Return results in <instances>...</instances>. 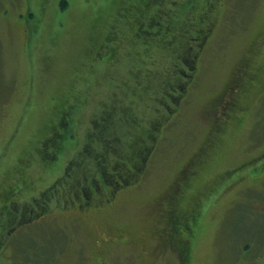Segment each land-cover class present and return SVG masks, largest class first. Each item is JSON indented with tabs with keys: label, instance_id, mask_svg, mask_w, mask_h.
Segmentation results:
<instances>
[{
	"label": "rangeland",
	"instance_id": "1",
	"mask_svg": "<svg viewBox=\"0 0 264 264\" xmlns=\"http://www.w3.org/2000/svg\"><path fill=\"white\" fill-rule=\"evenodd\" d=\"M220 1L0 0V264H178L162 236L167 193L250 61L219 146L187 180L177 209L206 205L185 264H264V0ZM156 11L173 15L152 46L144 32ZM208 18L215 33L192 62ZM193 65L192 93L151 143L164 101L177 105L168 92ZM132 105L150 118V136L107 151L98 144L105 123ZM130 150L143 170L122 169L118 157ZM80 154L94 168L115 161L120 173L97 181L93 202L78 210L79 192L63 175ZM251 157L240 182L220 177Z\"/></svg>",
	"mask_w": 264,
	"mask_h": 264
},
{
	"label": "flooded vegetation",
	"instance_id": "2",
	"mask_svg": "<svg viewBox=\"0 0 264 264\" xmlns=\"http://www.w3.org/2000/svg\"><path fill=\"white\" fill-rule=\"evenodd\" d=\"M218 3L220 4V6H222L224 4L221 3L220 0H218ZM216 5H217V1H216ZM161 8V7H160ZM160 8L157 9V11H160ZM219 8V7H218ZM139 11H141V9H139ZM154 15H158L156 18H154L151 22H149L148 24H151L152 28H148L145 32H144V38L145 34H154L152 42L149 44H152V46H155V41H157L158 38H161L165 35H167L169 32L168 30L170 29V23L169 20L171 19L173 13L168 11L166 13V11L164 13H160L157 12ZM166 15H168V19H167V23H164L163 25H161V21L160 18L165 17ZM139 16V15H138ZM155 25H157L155 27ZM207 25H209L208 28V33L206 35H202L198 38L197 43L199 44L200 41V48H199V52H197L193 59L192 62H194L195 59H198L201 52L203 51L204 48L203 45L206 43L207 39L209 38V34L210 33H215V23L214 21L210 20V18H208V23ZM207 27H204V30H206ZM148 39V38H146ZM201 39V40H200ZM202 48V49H201ZM253 64L252 62H247V64H240L238 67V76H236V78L233 80V83L231 85V88L229 90V93L232 94L231 96H228L226 93V100H223L222 104H220V107L216 113H215V123L213 125V127L210 129L209 134L206 137V140L204 141V143L200 146V148H198L197 151H195L193 153V155L189 158L188 162L184 165V167L182 168V171L180 173V175L176 178V180L174 181V184L171 186L170 192L167 193L166 196V207L163 208V210L161 211L164 215V218L167 222V227L165 232H162V236L164 239V243L175 252V257L177 258V263L178 264H185L186 260L188 259L189 256V251H188V244H189V236L192 235V233L194 232V226L197 220L200 219L203 209L205 208L206 205L203 206L202 210L197 207V205H192L190 208H188L186 211H184L183 213H181L178 209H177V200L180 198V196L182 195L183 191L186 189V182L187 180L192 177L195 176V169L196 167H201L203 164L207 163L210 159V155L211 153L216 150V148L219 146V142H218V137L222 132L223 129V125L225 124V121L229 118H231V114L234 113V111L236 110L237 104L238 102H236L238 100V95L241 91V86L243 84V80L246 79L249 76V73L251 72V68H252ZM194 67V65H193ZM194 70H192L193 72L195 71V67L193 68ZM190 72L189 79H187L185 81V83H182V85L177 88V86L174 83V91L179 92L178 94V99L177 102L179 105H183V101H185V96L187 95V91H188V84L190 82H192V80H194L195 78V72ZM188 100V99H187ZM181 103V104H180ZM151 153V151L148 153V155ZM148 157V156H147ZM207 157V160H205V158ZM202 158V160L200 161V159ZM212 158V157H211ZM148 159L146 158V161ZM252 160V159H251ZM248 162V161H247ZM248 164H245V162L241 165L238 166V169L235 170H230L231 168H227V170H223L222 174L220 175L223 176V179L228 180L229 184H236L237 181L240 182L241 178L245 177V176H240V174L248 167ZM233 168V167H232ZM243 169L241 173H236L239 169ZM220 173V172H219ZM225 173L226 176L224 175ZM226 177V178H225ZM221 179V178H220ZM222 180V179H221ZM91 189H86L84 192L83 197H81V201L82 204L76 205V208L78 210L81 209H88V207L91 205V203L93 202V194L98 193L100 186L98 184H95L94 186H90ZM88 188V186H87ZM210 192H215L217 191V189L210 187V189H208ZM205 193H207V191H205ZM78 196V194H76ZM116 196V195H115ZM80 197V195H79ZM109 202H111L112 200L108 199ZM264 205V204H263ZM67 208V207H66ZM261 209L264 211V208L261 207ZM77 217V216H75ZM75 217H71V218H75ZM186 233L187 238L186 239H182L181 236H183V234Z\"/></svg>",
	"mask_w": 264,
	"mask_h": 264
},
{
	"label": "trees",
	"instance_id": "3",
	"mask_svg": "<svg viewBox=\"0 0 264 264\" xmlns=\"http://www.w3.org/2000/svg\"><path fill=\"white\" fill-rule=\"evenodd\" d=\"M66 5H67V0H62V7L65 8ZM145 36L148 37L149 39H153L154 34H145ZM184 77L186 79L187 78L189 79V76H184ZM177 80L179 81L181 79H176L174 82L175 85L177 86V88H179L181 83L178 82ZM195 80H196V76H195L194 80H192V82H190L188 84V91H187V95H186L187 97H189V95L192 93L191 92L192 88H190V86L192 83H194ZM183 81L184 80H183V76H182V82ZM158 93L161 94L160 91ZM163 93L164 92H162V94ZM168 95L170 97L173 96L171 98L173 100V102H175V100H177L176 97L178 98L176 91H174V89L169 91ZM164 98H167V97H164ZM134 100H136V99H134ZM153 104H154V102H153ZM163 105L166 107L168 106V111L165 112L166 115L164 116L166 118H164L163 121L160 122V124H158V126L155 128V130L153 132V137H152L153 141L151 143H156L155 140L159 136V134L162 133V127L165 124V122L170 121V120L172 122L174 117H176V115L179 112L178 102H177V105H174V107H172V109H171V105L169 103V100L164 101ZM159 106L161 107V105H159ZM159 106H158V109L160 111H162L165 108L164 106H162V110H161V108H159ZM133 107L134 106L132 105L131 109ZM114 108L112 110H114ZM114 111L115 112L113 113L112 118L110 119V121L105 123L104 130H103V132H101L103 134V136H101L98 139V144H100L99 141H101L102 144H105L107 151H113L114 150V147H115L118 139H120L122 141V143L125 144V147L130 149L131 147L133 148L134 143H136L137 141L140 142V139H142L146 136H150V132H146L147 129L144 128V125L147 124V122L150 120V118H147L145 120V119H143V115H140L141 116V120H140L138 118L139 114L137 113L135 108H133L131 111L127 110L125 112V114H123V111H121L120 114H118L117 110H114ZM215 120L216 119L214 117V121L209 125L207 131L205 132L204 139L209 134L210 129L213 127V125L215 123ZM94 132H95V130H92L91 134H93ZM142 133L144 134L143 136H142ZM200 146H201V144H200ZM94 147H95V149H97V146L95 144H94ZM95 154H96L95 157L102 156L100 153H97V152ZM80 155L81 156L79 158H78V155H76L72 158V161L68 164V166H66V169H65L66 171L63 175V177L67 180H68V177H71L74 179L73 182H71V181L69 182L67 180L65 182L70 183V185H71L70 190H75V191L78 190L80 198L83 197L85 190L91 189L90 186H94L95 184H97V181H100L101 183L106 182L105 184H107V185L109 184V182L110 183H113V181L116 182L117 176L120 172L116 169L117 167L114 166L115 161L107 160L108 164H106L100 168H98V167L94 168L93 165L89 166L90 162H88V161L90 160L89 158H91V157H88V159H86L84 154H80ZM133 156H135L134 152L132 153V150H130V152L126 155V157L125 156L118 157L119 158L118 162L121 163L122 169L127 171L130 167H132V168H137V169L143 170L144 168L140 162L137 161L138 166L134 165L135 158H133ZM52 158H53V156H51L49 159H52ZM116 158H117V156H116ZM116 158H115V160H116ZM253 158L251 157L250 159L244 161L245 164H248V166H245V167H252V164H256V162H255L256 160H253ZM201 160H202V158L200 159V161ZM205 160H207V157L205 158ZM262 161H264V160H262ZM109 163H114V164L110 165ZM145 163H146V160H145ZM68 172H69V174H68ZM71 172H73V176H72ZM110 174L113 175V177H114L113 180L109 179ZM87 186H88V188H87ZM206 191H207L206 194L208 196L214 194V192H210L208 189ZM219 193H220V191L218 192V195H219ZM166 224H167V222H166Z\"/></svg>",
	"mask_w": 264,
	"mask_h": 264
}]
</instances>
